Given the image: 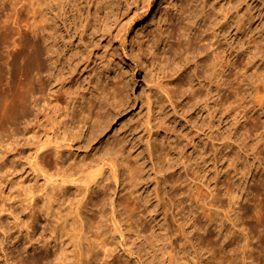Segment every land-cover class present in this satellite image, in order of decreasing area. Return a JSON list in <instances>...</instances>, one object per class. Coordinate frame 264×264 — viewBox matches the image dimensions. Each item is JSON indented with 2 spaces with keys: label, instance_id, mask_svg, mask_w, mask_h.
<instances>
[{
  "label": "rangeland",
  "instance_id": "obj_1",
  "mask_svg": "<svg viewBox=\"0 0 264 264\" xmlns=\"http://www.w3.org/2000/svg\"><path fill=\"white\" fill-rule=\"evenodd\" d=\"M13 1L14 3H12ZM13 1L0 0V10H3V12L0 11V64L2 63L0 65V85L2 87H0L3 89L0 88V250L3 246H7L10 241H16L22 249L27 250L25 255L29 254L33 258L35 253L32 251L33 247L43 246L49 249L52 248V252H56L62 249L63 245L68 246L71 243L69 252L70 255H74L76 248L73 244V238L66 234V230L69 229L74 232L77 211L81 209L83 202L86 201L82 198L85 187L83 182L76 181L75 177H67L56 171V162L57 160L60 161L63 168L69 166L80 168L81 164L93 166L88 171V173H93L100 168L99 164L94 167V163L105 152V148H113L114 146L115 150L118 149L115 142L117 139H122L128 149L134 150L133 157H131L132 162L138 153L142 155L141 161L146 162L144 180L137 193L142 203H138L140 208L129 212V217H132L131 221L125 220L121 227H116L110 205L112 201L119 205L122 196L129 188L126 182H123V175L120 176L122 182L116 185L112 171L105 167L103 170L105 172L102 192L108 198L107 203L102 207H98L99 209L88 211L90 217L102 210L104 214L102 229L96 231L95 228H92L90 234L92 235V232H95L98 237L97 249L99 253L107 249L105 253H101V256L105 257L111 254L108 257L113 258L112 264H121L124 259L126 262H123V264H154L159 259H156L155 262L152 261V256L148 253L150 249L143 248L144 245L142 244L145 241L143 240L142 243V239L134 232L138 224H143L148 229L146 234H149L154 222L162 224L165 221L163 207H159L157 213L151 212L156 204L155 199H150V204L143 208V201L150 193L154 197L156 187V182L152 178L153 166L146 143L150 139L159 141L161 144L156 147V153L160 154L162 148H164V151L167 150L169 142L178 140L183 141L182 146L187 150L186 156L196 157L199 150H205L208 153V166L206 165L205 169H201L203 180L201 178L198 184L206 183L203 186L204 191H210V189L217 187V190L221 192L218 196L223 192V198L222 195L220 198L218 197L216 203L220 206L219 203L223 202L220 204L224 212L228 211H225V209L230 204L235 208L236 206L237 208L240 207L237 202L236 204L232 203L235 200L234 198L231 199L227 194L225 195L227 189L232 185L236 187L239 200H242L243 204L245 202V206L247 205L241 211H232V216L235 214L233 219L237 218L235 221L240 222L237 225L238 227H231L232 223L223 218L221 220L225 222L221 224L223 222L219 216L224 215V213H221L216 217L217 222L215 221L209 225V231L207 229L203 232L201 237L205 238L200 237L198 240V238L193 237L197 251L200 248V252H198L205 259L203 264H264V220H262L264 219V106H259L254 101L251 102L252 106L249 105L252 107L250 108V119L249 117L244 119L243 116V119L241 116L236 119V113L228 112L231 107L233 109L234 103L238 104L247 98L253 100L258 83L256 73L264 70V57L257 62L255 67L248 70L249 73L246 74L249 79H242V81H238L237 85L234 84L233 78L229 79L230 81L227 80V82L233 84L228 83V89L226 88L221 94H218L216 88H214L209 101L210 109L204 104H189L187 95L182 94L179 88L176 90L178 104L175 106L165 96L161 87L158 86L159 81L163 80L166 87H174L177 78L181 77L186 83L185 87H187L189 77L186 76V73L184 76H180V72H177L174 73V78H172L176 80L170 82L171 85L167 84L165 75L171 67H163L164 63L155 60L156 57L163 58V50L168 48L166 41L159 43L156 55L151 52L150 47H154L155 42H158L160 28L163 27L165 30L168 26L170 27L172 19L173 21L177 20V12L182 6L181 0H154L149 10H147V0H94L93 2H89V0H57L64 2L59 7L58 2H53L51 4L53 10L51 15L54 17L56 14H63V9H66L67 13L64 17L63 15L60 18L58 17L54 23L57 25L58 34L55 55L57 63L48 61L46 63V73H49L50 76H57L61 69H67L66 76L71 80L69 82L70 88L84 92L85 100L78 104L75 117L66 115L63 108L66 103L65 98H61L60 103H55L56 105L40 108L38 111L42 115L38 116L33 108H27L26 105L24 108L21 107L22 102L29 94L32 81L37 78L35 74L31 76L30 81L20 85L15 90L14 95H10L6 90L7 84L10 81L13 82L11 74L14 69L12 65L8 64L13 59L12 53L16 49H21L22 45L27 43L33 36L31 33V23L33 22L31 2L33 1L20 0L19 3H16L18 0ZM20 3H22V6ZM76 3L79 4L78 7ZM11 4H14L13 7H11ZM19 8L24 12L20 11V14ZM12 9H16V11L14 12ZM245 9L246 6L244 5L243 10ZM89 17L91 18L90 25L86 29L87 24H89ZM17 21H20V23H17ZM259 22L258 18V22L254 24L253 28ZM9 29L10 31H7ZM169 30L171 31V28ZM256 36L260 37V34L257 33ZM47 37L48 34L46 33L45 38L47 39ZM175 40L172 39V41ZM48 42H50V45L53 44V40L50 38ZM71 56H74L73 60ZM19 57L21 60L23 59V56ZM46 78L48 79V77ZM123 82L128 83L129 100L125 97L127 92L122 91ZM259 84L261 93L264 94V84ZM98 85L100 87H97ZM195 85L199 87L197 80H195ZM4 86L5 88H3ZM248 91L251 92L247 93ZM248 94L252 96H248ZM234 95H238L239 98L238 96L234 97ZM13 96L16 98L14 102ZM149 96H151L150 101L148 100ZM5 97L9 98V101ZM228 99L232 101L228 102ZM121 100H123L122 104H120ZM219 101L222 102L223 107L219 104ZM102 104L105 105L104 115L99 117ZM74 105L75 103H73L72 108ZM216 109L217 111L214 112ZM212 111L217 124L211 129L210 120H213V118L210 112ZM84 123L87 124L81 130ZM195 127H199L201 130L197 133ZM73 134H76L75 138L70 137ZM231 137L233 141H231ZM185 138H189L188 140L195 138L194 143L190 142L189 144L188 140H184ZM234 138H237L236 141H234ZM240 140L241 142H239ZM242 141H244V144H242ZM251 143L253 144L251 145ZM248 144H250V150L253 149V151H249L248 146H245ZM240 145L242 148L239 147ZM243 146L246 147L245 150H243ZM44 152H46V157H41L40 155ZM214 152L215 154L219 152L218 157H214ZM37 154L40 155L36 158ZM172 154L177 156L176 159L180 156L175 152ZM228 156L229 158L231 156V158L229 159ZM233 157H239L236 162L238 166L240 165L238 168L243 171L228 168L232 167ZM258 160L260 163H258ZM154 161L157 162L156 159ZM230 163L231 166H229ZM176 168L183 171L180 163L176 164ZM167 173H170V171ZM218 174H220L219 177H217ZM189 182H191V185L194 183L193 181ZM195 184L192 186H195ZM161 186L163 197L169 202L164 192H168L171 185H165L163 182ZM96 187L95 185L92 186L90 192L87 193V199L93 196L92 191ZM189 190H187V194L190 193ZM179 191L181 192L180 189ZM50 193L55 196V199L50 208V213L47 214L43 209V199L45 194ZM93 199L96 200L95 195ZM195 203H191V201L189 203L183 202L180 207L178 206L180 209L185 206L180 216L177 215L179 208L172 206L168 214L170 225L177 228L178 223L173 220V215L176 214V217L183 221L190 214L191 204H193L195 211L197 209L202 210L201 203H199L200 205L197 201ZM258 206L262 213H259ZM121 209L119 206V210ZM236 211L237 215H241L240 218L236 215ZM255 212L258 214L256 215ZM60 218L67 219V221L62 223L61 228L57 229L58 223L62 221ZM121 218L127 219L125 214H121ZM154 218L156 221L153 220ZM131 223L135 225L133 229H129ZM176 224L177 226H175ZM89 225L90 223L86 224L87 227ZM172 230L175 229L171 228ZM229 230L230 232L233 230L235 233L227 236ZM241 230L245 231L246 234ZM176 232L172 231V233L178 235L172 236L174 247H176L173 252L183 255V249L187 243L184 236L179 233L182 236L179 237L178 232ZM212 239H215L214 242ZM197 240L202 242V245L198 244L199 247ZM214 245L216 246L214 247ZM244 245L248 246L247 249ZM190 247L191 245H188L186 250L190 254L193 253L194 256L195 250ZM211 247L215 248L212 249L214 252L211 251ZM132 248L134 250L138 249L141 260L136 259L137 254H134ZM18 249L19 247L14 248L12 253L16 260H18ZM240 249L243 252L239 251ZM205 250L208 252L206 253ZM192 255L189 257V261L191 264H196L191 260ZM179 256V261L174 262V264H181V262L185 264V261L181 260V255ZM164 258H166L167 264H171L168 255ZM59 264H65V262Z\"/></svg>",
  "mask_w": 264,
  "mask_h": 264
},
{
  "label": "bare ground",
  "instance_id": "obj_2",
  "mask_svg": "<svg viewBox=\"0 0 264 264\" xmlns=\"http://www.w3.org/2000/svg\"><path fill=\"white\" fill-rule=\"evenodd\" d=\"M19 1L20 0H18V2L16 1L15 2L19 3ZM32 1L33 2H31L32 3L31 6H32V12H33V17H32L33 22L31 23L32 24L31 33L33 34V36L29 41H27V43L22 45L21 49H16V51H13L12 53L13 59L8 63L9 65H12L14 69L11 74L12 75L11 77H13L12 78L13 82L8 81L9 83L7 84L8 86L6 90L8 91L10 95L11 94L14 95L15 90L20 85L25 84L26 81H30L31 76L35 74L37 78L36 80L32 81V85L30 86V90H29V94H27L28 95L27 98L25 99L24 102H22V104L20 103L21 107L24 108L26 105L27 108H33L35 110V114L38 116H41L42 113L38 111L40 108L44 106L48 107L50 105H56L55 103L57 104L60 103L61 98H65L66 103L64 104L63 108L65 109L66 115L68 116L73 115V117H75L77 115V109L79 106L78 104L81 103V101L85 100V93L79 92L78 90H72L70 88L69 82L71 80L68 78V76H66L67 71H68L67 69L66 70L64 68L61 69L60 73L57 76L55 75L50 76L49 73H46V69H47L46 63L48 61L57 63V59L55 58V55L57 52L56 47L58 44L57 43L58 34H57V28H56L57 25L54 23L56 22V19H58V17L60 18L62 15L64 17L65 13H67L66 9H63V14H56L53 17L51 15V13L53 12V10L51 9L52 8L51 4L53 2L55 3L58 2L57 5L59 7L64 1L62 2L57 1V0H32ZM93 1L94 0H89V2H93ZM153 1L154 0H147V4H146L147 10H149L152 7ZM250 1L257 2V3H252V2L250 3ZM181 2H182V6H181V9L178 10L177 12V16H178L177 20L173 21L172 19L171 21L172 23L170 27L168 26L165 30L163 29V27L160 28V36L158 38V42H155L154 47L151 46L150 50L151 52H153V54L156 55L158 53L156 52V50L159 49V43L166 41V46H168V48H165L163 50V53H162L163 58H160V57L155 58L156 61L160 60L162 63H164L163 67L164 66L169 67V68L171 67L170 71H168V73L165 75V78L167 79L166 83L167 84L169 83V85H171V83L176 80V79H172L174 78L173 77L174 73L176 74L177 72H180L179 73L180 76L182 75L184 76L186 73V76L189 77L188 86L185 87L186 83L182 80L181 77L179 79L177 78V81H175L176 83L174 87H166L165 86L166 84H164L163 80L159 81L158 86L161 87L162 91L165 93V96L175 106L178 104V98H177L178 95L176 94V90L177 88H179L182 91V94L187 95L189 104L190 103H192L193 105H200V104L203 105L204 104L205 106H208V108L210 109L211 105L209 101L213 95L214 88H216L218 94H221V92L225 91V89L227 88L228 83L230 84V82H227V80L230 81L229 79L233 78L234 84L236 85L238 81L240 80L242 81V79L246 80L248 78L247 77L248 75L246 74L248 70L255 67L257 62L264 57V35H263L264 34V0H181ZM12 3H14V1ZM22 3H20L21 6H22ZM13 5L11 7H13ZM76 5L77 7L79 6L78 3H76ZM244 5L246 6L245 10H243ZM14 8H17V7L14 6ZM23 10L25 11L24 7H23ZM23 10L19 8V13L21 14L20 11H23ZM15 11L16 9L14 10V12ZM1 12H3V10ZM16 16H17V13H16ZM66 17L68 19L67 14H66ZM258 18L260 22L259 24H257L255 28H253L254 24L258 22ZM90 20L91 18L89 17L88 18L89 24H87L86 29H88V25H90ZM20 21H17V23H20ZM166 24H167V21H166ZM169 28H171V31L169 30ZM7 31H10V29ZM53 32H55V34H53ZM46 33L48 34V37L53 40V44L50 45V42H48L49 38L48 37L47 39L45 38ZM244 33L246 34L244 35ZM257 33L260 34V37L256 36ZM173 38L176 40L172 41ZM18 55L23 56V59L21 60V58ZM58 59L60 61V57ZM71 59L73 60L74 56H71ZM70 68H71V64H70ZM189 69H191L190 72H189ZM254 73L252 74L255 75ZM256 75H257L256 81L258 83L256 85V92H255L256 94L255 96H253L254 97L253 100L251 101L250 99L248 100L247 98V99H244V101L242 100V102H239V100L242 99L240 98L238 100L239 102L238 104L234 103L236 104L235 106L232 102L233 109L231 107L230 108L231 110L228 112H233V114L236 113V119L240 118V116L241 118L243 116L244 119L245 117L247 118L249 117V114L251 112L250 108H252L250 106H252L251 102L253 101L259 106H264V94L261 93L260 84H259V83L264 84V70L258 71ZM46 77H48L49 80ZM195 80L199 82V87H196ZM97 87H100V85H98ZM3 88H5V86ZM6 90L4 91L5 93H6ZM128 90H129L128 83L123 82L122 91L127 92L125 94L126 98H128V95H129ZM249 92L251 91H248L247 93ZM237 96L234 95V97H237ZM248 96H252V95L248 94ZM150 98L151 96L148 97L149 101H150ZM8 99L6 98V100ZM15 100L16 98L15 96H13V102ZM121 101L122 102L120 104L123 103V100ZM230 101L232 100H229L228 102ZM73 103H75V105L72 108ZM221 103L222 102L219 101L220 105ZM231 105H228V106H231ZM224 107H227V106H224ZM104 110H105V105L102 104L101 110L99 112V117L104 115ZM216 111L217 109L214 112ZM210 115L213 118V120H210V128L212 129L214 126H216L217 120L214 119L215 115L213 114V111L210 112ZM234 121H235V118H234ZM86 124L87 123H84V125L81 127V130L84 129ZM96 124L97 123L95 122V125ZM195 128L197 129L196 130L197 133L199 130H201L199 127L198 128L195 127ZM247 133H249V131H247ZM75 135L76 134H73L70 137L75 138ZM245 136H246V133H245ZM188 139L185 138L184 140L187 141ZM236 139L234 141H236ZM194 140L195 138H193L192 140H188L189 144L190 142L194 143ZM241 140L239 142H241ZM231 141H233L232 137H231ZM243 142L244 141H242V144H244ZM182 143L183 141L180 142L178 140L176 142H169V147L167 148V150L164 151V148H162L160 151V154L156 153V147L161 144L159 141L150 139L146 143L149 149L148 155L152 161V166H153L152 178L156 182V187L154 189V193H155L154 197L150 193L145 199V201H143V208L146 207L148 204H150L151 202L150 199H155L156 204L151 212L157 213L159 207H163L164 209L163 212L165 214L164 216L165 221L163 223L161 222L162 224L154 222V224L150 228L149 234H146L148 229L147 227H144L143 224H138L134 232H136L138 237L142 239L141 240L142 243H143V240L145 241V243L142 244L144 245L143 248L150 249L148 253L151 254L152 261L155 262L156 259H159L154 264H167V260L166 258H164L166 255L169 256L171 264H174V262L179 261V257H180L179 255H181V260H183V262L185 261V264H191L189 261L190 259L189 257H191L193 253L191 252L192 254H190L188 253L189 251L187 252L186 248L188 245H191V247H193V250H195L194 256L192 255L193 257L191 260L194 261L196 264H203L205 262V259L203 258L202 255H200L201 253L199 254L200 248L198 249L199 252L197 251V246H195L194 244L195 242H193L194 240L193 237H196L199 240V238L203 235V232H205L210 227L209 225L211 223L213 224L215 221L217 222L216 217L221 213H224V215L222 214L223 217H221L222 215L219 216L220 220L221 218H223L224 220L226 219V221L228 220L232 223V224L229 223L231 224V227L232 226L233 228L238 227L237 225L240 222L237 223V221H235V219L237 218L233 219L235 214L234 216H232L233 214L232 211L233 210L241 211L247 206V205L245 206V202L243 204V202H241L242 200L241 201L239 200V195L236 192V187L232 185L231 183H229L232 186L227 189V192L225 193V195L227 194V196L230 197L231 199L234 198L235 200L233 199L234 201L232 203L236 204L237 202L240 205V207L237 208L236 206L235 208L228 201L230 206L229 207L227 206V207L229 209L228 208L225 209V211L226 210L228 211L224 212L222 210L223 208L221 209V204H220L223 202L219 203L220 206H218L216 203L218 201L216 200L218 197L220 198V196L222 195V198H223V192L220 196H218L219 193L221 192L217 190V187L210 189V191H204L203 186L206 185V183L203 184L201 182L202 183L201 185L198 184V181L201 180V178L203 177V174H201L200 171L201 169H205L204 167L207 165V162L209 160L208 153L205 150L200 151L198 149L199 150L198 156L196 157H193L191 155L186 156L187 150H185V148L182 146ZM252 144L253 143H251V145ZM257 144H254V145L256 146ZM224 145H228V144H224ZM241 145L239 147L242 148ZM249 145L250 144L245 145V146L246 147L248 146L249 151H253V149L250 150L251 147H249ZM115 146H118V149L115 150L114 146L113 148L112 147L105 148V152L94 163V167L99 164L100 168L93 173H88L89 169L93 168V166L91 167V166L81 164L80 168H76L75 166H69L67 168H63V164L60 163V161L57 160L56 162L57 163L56 171H58L59 173H62L63 175L67 177H75L76 181H82L85 187V189L83 190L84 193H83L82 198L83 200L85 199L86 201L83 202L81 209L77 211V221H76V224L74 223V232L73 231L71 232L69 229L66 228L67 229L66 234H69L71 238H73L74 243L73 242L72 243L74 244L76 248V252H74V255H70V252H69V245H71L70 243L68 244V246H66V244L63 245L62 249H59V251H56V252H52L51 250L52 248L49 249L43 246L33 247L32 251H34L35 253L33 255V258H31L29 254L25 255L27 250L22 249L17 244L16 241H10V243L7 246H3L0 250V264H59L63 262H65V264H96L97 262L99 264H112L113 258L108 257L111 254H108V256H105V257L101 256V253H105L107 249L99 253V250L97 249L98 237L96 236L95 232H92V235L90 234L92 228H95L96 231H101L104 214L102 213V210H99L97 213L92 214L90 217L88 216L89 210L91 211L98 207L104 206L108 200L106 194L102 192L104 188L103 179H104V172H105L103 170L105 169V167H107L112 171V176L115 179L116 185L122 182L120 180V176L123 175V182H126V185L129 188V190L126 191L124 195L122 196L119 205H116L114 201L111 202L110 206L112 208L113 220H114L116 227H121L122 224L125 223V220L131 221L132 217H129V212L140 208L139 204L142 203V200L140 196H138L137 193L139 192V186L143 183L144 176L146 173V166H145L146 162L141 161L142 155L140 153H138L135 156V159L132 162L131 157H133L134 150L128 149V146L124 143V140L117 139L115 142ZM245 148L243 150H245ZM255 150H256V147H255ZM173 152L180 154V156L176 159L177 156H173L172 154ZM255 152H250V153H255ZM258 152L260 151L258 150ZM218 153H216L214 157H218ZM39 155L40 154H37L36 158L39 157ZM220 155L221 153L219 154V156ZM40 156L46 157V152H44ZM238 158L239 157L237 158L233 157L232 167H228V168H232V170L233 168H235L236 170L238 169V171L239 170L243 171L238 168L240 166V165L238 166V163L236 162ZM155 159L157 160V162L154 161ZM177 163L181 164L183 171L182 170L179 171L176 168ZM240 163H241V160H240ZM258 163H260V161ZM229 166H231V163ZM168 171H170V173H167ZM220 174H218L217 177H219ZM189 181H193L194 182V183L192 182L193 184L195 183L197 184H195V186H192L193 184L191 185V182ZM163 182L165 183V185L166 184L171 185L170 189H168V192L166 191L164 192V195L168 197L169 202H167L163 197V191L161 188L162 187L161 184ZM225 183L227 184L226 181ZM94 185L97 187L93 189L92 195L96 196V200L93 199V196L87 199L86 197L87 193L90 192V190L92 189V186ZM179 189L181 190V192L179 191ZM188 189H190L189 194H187ZM54 199H55V196L51 193L44 195L43 209L44 211L47 212V214L50 213V208L54 204ZM208 199L209 201H207ZM189 201H191V203H195L196 201L198 202V204L201 203L202 210L199 211L196 208L197 210L195 211L193 204H191L190 214L186 216V218L184 219L185 222H183L184 220L182 221L180 218H177L176 216L177 215L180 216L182 213V210H184L185 208V206H183L181 209L179 208L182 205V203L183 202L189 203ZM119 206L122 208L121 210H119ZM172 206H174V208L175 206L176 207L179 206L177 215L176 214L173 215L174 216L173 220H175V223L176 222L178 223V226L177 224L175 225L177 226V228L170 225L168 221V214L171 211ZM187 207H190V206H187ZM257 208L259 210V206ZM84 209H87V210H84ZM258 210L256 209V212ZM261 210H262V207H261ZM237 211H236V215L238 214ZM259 213H262V212H260L259 210ZM121 214H125L127 219L121 218ZM237 216L238 218H240L241 215H237ZM153 220L156 221L155 218ZM65 221H67V219H62V221L58 223L57 229L61 228L62 223H64ZM224 222L223 223L220 222V223L224 224ZM87 223H90L88 227L86 226ZM187 225L188 227H186ZM133 226L135 225L131 223L129 229H133L134 228ZM171 228L175 229V230H172L173 232L177 231L178 234L180 233L182 236H184L186 240L187 244L186 246H184V249H183L184 252L182 251L183 255L178 252H175V253L173 252L175 251L176 247H174L172 236L174 235L175 237L178 235H175L174 233H172ZM229 228H230V225H229ZM230 230L227 236H230V234L235 233V231L233 232L232 230V232H230ZM243 232L245 233V231ZM180 234H179V237H182L180 236ZM201 238H205V237H201ZM210 238L212 237L210 236ZM198 240H197L198 242L197 245L198 244L202 245L201 244L202 242ZM212 240L214 242L215 239H212ZM215 246L216 245H214V247ZM16 247H19L18 260H16L12 256L13 249ZM244 247H246L247 249L248 246L244 245ZM212 249H215V248L211 247V251ZM242 249H240L239 251L243 252ZM132 250L134 251V254H137L136 259L141 260L142 258L138 254L139 252L138 249L134 250L132 248ZM213 258H216V257H213ZM121 262H122L121 264H123V262H126V260L124 259Z\"/></svg>",
  "mask_w": 264,
  "mask_h": 264
}]
</instances>
